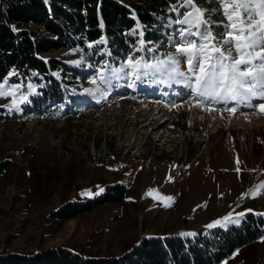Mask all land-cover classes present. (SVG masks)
Instances as JSON below:
<instances>
[{
    "label": "rangeland",
    "instance_id": "374dc122",
    "mask_svg": "<svg viewBox=\"0 0 264 264\" xmlns=\"http://www.w3.org/2000/svg\"><path fill=\"white\" fill-rule=\"evenodd\" d=\"M118 1L150 12L159 22V10L167 7L169 18L148 28L147 38L139 23L134 58L148 64L165 61L182 27L172 23L180 0ZM196 3L222 12L219 3ZM221 12L205 13L214 35L221 32L215 27L224 21ZM97 49L65 48L43 55L57 62L52 75L59 91L39 107L34 100L43 99V90L31 80L16 81L15 71L8 75V84L19 86V110L10 111L9 88L7 98L0 97V162L9 163L0 176V256L62 248L110 258L123 256L145 236L210 230L209 224L229 214L245 215L239 225L226 227H240L249 214L264 218V188L257 190L264 185V111L237 102L195 107L189 90L175 89L166 69L139 79L129 69L127 78L120 79L114 70L127 60H109L105 49ZM180 67L187 69L183 63ZM101 73L107 83L100 82ZM133 80L142 90L136 95L131 93L136 87L128 86ZM116 185L126 188L120 203L68 221L51 216L64 204L102 196ZM222 264H264V237Z\"/></svg>",
    "mask_w": 264,
    "mask_h": 264
},
{
    "label": "trees",
    "instance_id": "16d2710c",
    "mask_svg": "<svg viewBox=\"0 0 264 264\" xmlns=\"http://www.w3.org/2000/svg\"><path fill=\"white\" fill-rule=\"evenodd\" d=\"M170 1L176 4L175 0ZM168 12L166 6L159 10V22L150 12L133 10L118 0H0V83L12 71L16 72V81H33L43 90V99L34 100L39 107L57 97L53 95L55 89L59 91L52 75L57 62L45 61L43 55L65 48L84 53L101 48L107 51L104 54L109 60L135 58L140 42L139 23L147 38L148 28L166 22ZM8 166V162H0V176ZM125 192L123 186H109L102 196L64 204L51 216L68 221L105 204L122 202ZM193 233V237L145 236L117 258H88L83 250L75 253L58 248L32 256H0V264H222L240 248L264 237V218L249 214L240 227Z\"/></svg>",
    "mask_w": 264,
    "mask_h": 264
},
{
    "label": "snow or ice",
    "instance_id": "6c2138e0",
    "mask_svg": "<svg viewBox=\"0 0 264 264\" xmlns=\"http://www.w3.org/2000/svg\"><path fill=\"white\" fill-rule=\"evenodd\" d=\"M209 2L219 3L222 12L221 9H202L196 0H180V3L173 7L178 18L172 23L182 27L176 29L178 40L170 41L175 51L168 53L165 61L148 64L130 57L126 65L122 64L119 70H114L115 74L118 78L125 79L129 75L127 70L130 69L131 75L139 79L159 73L164 68L166 69L164 74L172 83L183 85L189 90L191 96L189 102L194 103L195 107L237 102L253 111L257 109L264 111V0H209ZM180 7L185 8L184 13L179 12ZM206 11L209 15L211 12H221L224 17V21L215 25L221 29L219 35L213 34V22L205 15ZM182 63L187 65L186 71L181 70ZM108 79L103 73L100 74L101 83H107ZM96 82L95 79L92 81L93 84ZM128 86L134 87L135 81L130 82ZM9 88L12 89L13 95V106L10 111L13 109L18 111L15 93L19 92V86H11L5 79L0 83V97L7 98ZM18 99L27 101V97L23 95ZM254 99L260 100L261 103L253 105ZM226 110L235 113L238 109ZM260 188H264V185L257 186V190ZM161 199L171 201L173 198ZM164 206L170 205L165 203ZM243 215L245 214L240 213L233 218L232 214H229L207 227L210 229L217 226L226 227L227 223L239 225V217Z\"/></svg>",
    "mask_w": 264,
    "mask_h": 264
},
{
    "label": "bare ground",
    "instance_id": "6f19581e",
    "mask_svg": "<svg viewBox=\"0 0 264 264\" xmlns=\"http://www.w3.org/2000/svg\"><path fill=\"white\" fill-rule=\"evenodd\" d=\"M173 85H174V88L175 89H178V90H184V86L183 85H179V84H175V83H173ZM125 90V89H124ZM134 90V89H133ZM122 91V89L121 90H118L117 92H121ZM140 92H142V90H141V88H140V90L138 91V90H135V92H132V94L133 95H136V94H139ZM151 93V92H150ZM151 97V96H150ZM187 97H190V96H187ZM86 103V102H85ZM231 145V144H230Z\"/></svg>",
    "mask_w": 264,
    "mask_h": 264
},
{
    "label": "crops",
    "instance_id": "0c3cea01",
    "mask_svg": "<svg viewBox=\"0 0 264 264\" xmlns=\"http://www.w3.org/2000/svg\"><path fill=\"white\" fill-rule=\"evenodd\" d=\"M173 235V234H172ZM164 236V235H163ZM67 249H69V248H67ZM128 251V250H127ZM126 252V251H125ZM117 257H121V255L120 256H111L110 258H117ZM103 258H106V257H103Z\"/></svg>",
    "mask_w": 264,
    "mask_h": 264
}]
</instances>
